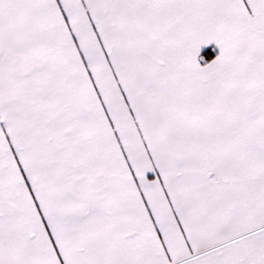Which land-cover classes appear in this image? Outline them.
I'll use <instances>...</instances> for the list:
<instances>
[{
    "label": "snow or ice",
    "instance_id": "obj_1",
    "mask_svg": "<svg viewBox=\"0 0 264 264\" xmlns=\"http://www.w3.org/2000/svg\"><path fill=\"white\" fill-rule=\"evenodd\" d=\"M0 264H264V0H0Z\"/></svg>",
    "mask_w": 264,
    "mask_h": 264
}]
</instances>
